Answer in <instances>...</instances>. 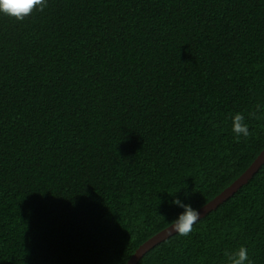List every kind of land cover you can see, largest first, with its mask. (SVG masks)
<instances>
[{"label":"trees","instance_id":"trees-1","mask_svg":"<svg viewBox=\"0 0 264 264\" xmlns=\"http://www.w3.org/2000/svg\"><path fill=\"white\" fill-rule=\"evenodd\" d=\"M263 148L264 0L0 15V264H126L183 211L173 199L199 209ZM241 245L264 264V163L136 264H225Z\"/></svg>","mask_w":264,"mask_h":264},{"label":"clouds","instance_id":"clouds-1","mask_svg":"<svg viewBox=\"0 0 264 264\" xmlns=\"http://www.w3.org/2000/svg\"><path fill=\"white\" fill-rule=\"evenodd\" d=\"M48 0H0V15L14 17L16 20H23L33 10L43 11L47 7ZM262 106L257 105V109ZM231 131L233 138H247L249 136L248 124L245 116L236 112L231 116ZM172 204L179 205L183 211L178 214L175 220L170 221V228L178 236H187L193 228L194 222L198 221L199 213L191 206L173 199ZM225 264H253L248 255V250L241 245L239 248L225 253Z\"/></svg>","mask_w":264,"mask_h":264},{"label":"water","instance_id":"water-1","mask_svg":"<svg viewBox=\"0 0 264 264\" xmlns=\"http://www.w3.org/2000/svg\"><path fill=\"white\" fill-rule=\"evenodd\" d=\"M264 163V148L259 155L254 159L250 166L238 176L229 186L223 189L218 195H216L208 203L197 209L199 216L198 219L208 213L210 210L215 208L219 203L231 196L241 185L245 184L252 175L259 169L261 164ZM175 233L171 230L170 225L161 231L154 234L152 237L143 242L128 259L126 264H136L141 256L147 252L150 248L161 242L165 238Z\"/></svg>","mask_w":264,"mask_h":264}]
</instances>
